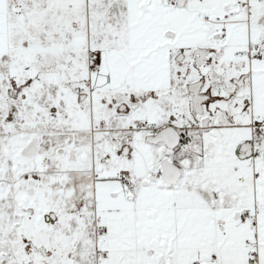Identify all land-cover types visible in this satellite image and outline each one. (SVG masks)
Returning a JSON list of instances; mask_svg holds the SVG:
<instances>
[{"label":"snow or ice","instance_id":"snow-or-ice-1","mask_svg":"<svg viewBox=\"0 0 264 264\" xmlns=\"http://www.w3.org/2000/svg\"><path fill=\"white\" fill-rule=\"evenodd\" d=\"M0 264H264V0H0Z\"/></svg>","mask_w":264,"mask_h":264}]
</instances>
